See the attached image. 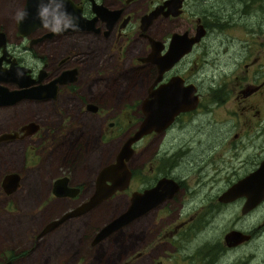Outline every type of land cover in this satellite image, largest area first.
<instances>
[{"label":"flooded vegetation","instance_id":"flooded-vegetation-1","mask_svg":"<svg viewBox=\"0 0 264 264\" xmlns=\"http://www.w3.org/2000/svg\"><path fill=\"white\" fill-rule=\"evenodd\" d=\"M167 1L66 0V10L75 18L78 31L54 34L42 26L37 14L26 25L14 19L12 37L0 28L3 34L0 156L21 158L20 164L17 159L11 164L6 159L0 160V211L14 214L20 210L19 204H24L31 208L29 216L35 221L40 216L41 205H63L56 218L41 229L31 230L28 245L25 231L13 229L20 225L19 221L5 224L8 231L0 226V264H20L24 254L34 252L46 241L56 251L61 248V243L54 244L59 242L56 234H61L73 220H85L88 228L89 219L95 220L97 216L98 221V212L105 203L123 195L127 209L135 197L145 192L157 193L160 202L96 242L97 232L122 211L93 232L83 234L81 249L86 251V260L90 251L97 264H108L112 258L116 263L128 264H219V258L227 256V259L238 252L230 264H249L256 255L240 253L254 241L259 242L256 247L264 255V195L250 209H245L250 201L248 192L241 191L228 200L222 197L259 167L264 149L241 154L230 134L219 135L218 142L213 139L216 143L212 146V109L203 106L199 83L193 80L195 71L192 66L186 67V61L208 30L212 31L214 22L205 23L196 16L186 26L169 27L186 9L197 11L205 0H182L181 12L175 16L165 13L169 12ZM28 2L22 0L19 9H26ZM43 2L46 0H39L38 6ZM241 2L255 7L253 0ZM161 6L164 7L151 21H142ZM209 17L212 18V13ZM198 26L205 31L200 41L182 55L177 52V59L173 61V56L160 72L158 59L171 50L172 37L176 34L194 37ZM251 54L246 69L256 72L264 54ZM255 81L239 88L236 99L258 95L264 104V77ZM169 83L178 88H193L191 96L198 97L197 106L179 112L162 131L152 130L132 144L133 153L126 162L130 173L126 189L44 231L50 222L90 201L97 191L102 170L115 161L123 143L143 122L144 100L152 99L155 90ZM219 92V88H212L210 100L204 104L211 105L212 101L222 104L224 99ZM202 109L204 113L210 112L211 117L193 123ZM242 109L249 110L247 113L253 111L245 124L264 120L260 107L254 111L250 104ZM233 136L237 139L238 134ZM254 140L258 143V138ZM106 141H119V144L107 163L101 158L94 169L86 166L92 172L87 179L74 180L64 173H48L56 163L63 172L82 171L76 164L85 163L91 153L97 154ZM142 143L145 151L139 148ZM260 143L264 144L263 139ZM58 149L59 161L57 157L56 163L49 162L48 156L55 158ZM216 149L218 152L214 153L212 150ZM42 157L47 161L43 167ZM39 175L48 177L49 182L45 179L44 185H40L38 180L34 181ZM60 178H66L63 185L70 191L55 188V181ZM55 191L67 194L57 195ZM220 218L229 221L222 232L214 229V222ZM142 220L145 227L138 228ZM231 231L247 239L228 243L225 236ZM63 238L65 235L60 239Z\"/></svg>","mask_w":264,"mask_h":264},{"label":"rangeland","instance_id":"rangeland-1","mask_svg":"<svg viewBox=\"0 0 264 264\" xmlns=\"http://www.w3.org/2000/svg\"><path fill=\"white\" fill-rule=\"evenodd\" d=\"M253 1H255V7L245 6L241 0H205V2L200 3L197 11L186 9L180 19H177L174 24H169V27H176L180 24L186 26L187 23L194 21L196 16L201 17L202 20L204 19L205 21L203 22L205 23L207 21L211 22V20L214 22L212 23V31L208 30V34L202 39L199 47L195 48V51L190 55L188 61H186V67L192 66L195 71L193 80L199 83L203 106L212 109V146L216 143L213 139H217L218 142L219 135L230 134L239 146L241 154H250L252 151L264 149V144L260 143L261 139L264 141V120L261 123L249 121L245 124V119L252 116L253 111L247 113L249 110L244 111L242 109L243 106L251 104L254 111L259 109V107L262 108V115H264V104L258 100V95L236 99L239 88L244 87L248 83H255V78L261 81L264 77V60L260 61L261 63L256 66V72L252 68H249L248 71L246 69V65L250 62V53H252L251 56L253 54H264V0ZM21 2L22 0H0V28H3L11 37L14 33V16ZM211 13L212 18L209 17ZM196 71L198 73L197 78ZM212 88H219L221 90L218 95H222L224 99L222 104H217L213 101L211 105L204 104V101L210 100ZM61 112H64V110L61 109ZM204 112L205 109H202L193 120V123L201 122L203 119L211 117L210 112ZM235 133L238 134L237 139L233 136ZM257 138L260 147L257 146L258 143L254 140ZM118 144L119 141H106L100 147L97 154L91 153L89 156L87 155L88 157H84H87L85 163L79 162L76 164V167L82 169V171L78 170L71 173L63 172L57 165L58 163L56 162L59 161L61 152L58 149L55 158L52 155L48 156V158L50 157L49 162L53 161L56 163L55 168L51 167L48 173H56V175L64 173L71 176L74 180L87 179L92 174L90 172L91 169H94L93 166L99 165V161L102 160L101 158L106 163L111 159V154ZM139 148L145 151L144 143ZM212 151L214 153L218 152L217 149ZM5 155L7 157L0 156V160L6 159L11 164L13 159H17L20 164L21 158L19 156L15 155L16 157H12V155ZM41 161L40 166L43 167L42 164L47 162L46 157H42ZM86 166H91L92 168L87 170ZM0 170L2 169L0 168ZM45 179L46 182H49L48 177L44 178L39 175L34 178V181L38 180L40 185H44L42 181ZM125 203L123 195L105 203L98 212V221L97 216L95 220L89 219L88 228L85 220H73L70 225L65 226L60 231L61 234H56L55 239L58 238L59 242L54 244L58 245L61 243V248L54 251L55 248L52 249L51 242L46 241L34 252L24 254L20 260V264H97L90 251L86 260V251L81 249V238L86 232H93L114 215L123 211L126 207ZM19 207L20 210L14 214H9L4 210L0 211V226L3 230L5 224L19 221L20 225L18 227L13 226V229L25 231L26 236L24 238H26L28 245L32 239L31 230L41 229L49 220L56 218L61 212L63 205L61 203H52L46 206L41 205L40 216H37L35 221L29 216L31 213L30 207H25L24 204H19ZM162 222L160 220V223ZM141 223L142 225L140 224L138 228L145 227V220H142ZM214 224H216L214 229L222 232L229 226V221L226 218H220ZM5 230L8 231L6 228ZM64 235L65 238L60 239ZM63 241L66 242L64 246ZM262 242L264 243V241ZM257 244H259L258 241L251 242L247 247H243L245 251H241L240 253L241 255L244 252L256 255L254 260L249 264H264V261H262L264 255L260 253L261 249L259 252L258 247H256ZM87 250H89L88 247ZM105 251L109 255L112 254L110 248H106ZM97 254V250H95L94 255L97 256ZM184 254L187 255L186 252ZM238 254V252H235L227 259V256L219 258V264H230L232 259L237 257ZM114 259H110L112 261L108 264H128L127 262L116 263Z\"/></svg>","mask_w":264,"mask_h":264},{"label":"water","instance_id":"water-1","mask_svg":"<svg viewBox=\"0 0 264 264\" xmlns=\"http://www.w3.org/2000/svg\"><path fill=\"white\" fill-rule=\"evenodd\" d=\"M28 4L26 10L28 12V17L24 20L22 25H26L34 19V16L37 14L39 0H28ZM165 4L169 8V12H165L167 15H178L181 10L180 7L182 5V0H168ZM164 6L153 10L151 13L147 14L142 21H151L154 17L159 14L160 9ZM31 25V24H30ZM21 28V27H20ZM204 29L202 26L197 27V31L194 37L188 38L187 35H174L172 37L171 45L172 48L167 55L164 57H159V67L160 72L166 69V63L170 62L172 57L175 56L174 60L177 59V52L180 51L181 55L190 51L193 44L200 41V39L204 36ZM2 33L0 34V44L3 43ZM156 58V57H155ZM172 61V62H173ZM1 73V71H0ZM1 79V76H0ZM2 80V79H1ZM193 92V88L188 87H176L173 83H169L168 85L161 86L157 90H155L151 96L152 99L144 100L142 110L144 112V120L140 124L136 133L127 139L120 151L116 155V159L113 163L107 165L102 172L100 173V177L98 178V186L97 191L91 197L90 201L84 203L79 206L74 211L66 213L60 220L50 222L44 231H48L62 222L64 219H67L72 216H76L84 211L90 209L92 206L97 205L103 200L107 199L110 195L115 193L116 191H122L126 189L130 179V173L127 168V160L132 155V144L138 141L144 135L150 133L152 130L154 131H162L165 129L174 119V117L181 111H187L195 108L198 103V97L191 96ZM3 93L0 91V95ZM3 100V99H1ZM66 178H60L55 181V188L64 189L66 188L63 183ZM106 181H110V185L106 183ZM67 190H71L66 188ZM68 191V192H69ZM248 192V199L250 200L248 205L245 206V209L252 208L257 201L264 195V159L260 162L259 167L252 173L249 174L246 178L235 184L232 188L226 191L222 197L226 200L232 199L234 195L237 193ZM57 195H65L67 193L57 192ZM159 196L157 193H147L145 192L143 195L135 197L134 200L130 203V205L122 211L118 216L114 219L106 223L96 234L94 241H98L112 232L118 230L119 228L126 225L136 216L144 214L148 209L156 205ZM248 207V208H247ZM225 239L228 243L231 241H242L247 239V236H243L237 231H231L226 234ZM233 243V242H232Z\"/></svg>","mask_w":264,"mask_h":264},{"label":"clouds","instance_id":"clouds-1","mask_svg":"<svg viewBox=\"0 0 264 264\" xmlns=\"http://www.w3.org/2000/svg\"><path fill=\"white\" fill-rule=\"evenodd\" d=\"M65 3L66 0H46L38 6L37 17L41 20L42 26L57 35L67 30H79L75 18L67 12ZM27 17L26 9H18L14 19L19 24Z\"/></svg>","mask_w":264,"mask_h":264}]
</instances>
